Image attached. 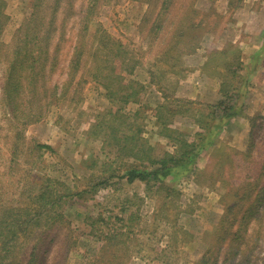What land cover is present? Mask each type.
<instances>
[{"label":"rangeland","instance_id":"374dc122","mask_svg":"<svg viewBox=\"0 0 264 264\" xmlns=\"http://www.w3.org/2000/svg\"><path fill=\"white\" fill-rule=\"evenodd\" d=\"M194 1L196 18H203L206 28L191 46H187L190 38L180 44L183 53L173 57L165 54L163 31L149 33L154 15L145 20L147 3L99 0L90 30H105L136 60L131 73L122 72L125 80L143 85L136 101L122 103L108 97L87 71L76 86L80 70L66 97L53 98L43 118L25 126L23 141L13 145L20 126L5 114L0 99V204L19 210L29 202L33 212L45 200L53 203L35 227L36 232L45 229L47 236L21 238L17 243L16 256L23 264L34 243L41 249L39 258L45 252L43 264L59 259L65 264H94L99 255L104 256L100 263H105L111 250H102L104 222L127 233L124 245L117 249L119 255L126 250L122 264H195L208 249L203 264H264V220L254 246L252 233L259 224L254 215L247 217L245 230L241 226L245 241L235 249V259L223 258L226 234H216L225 202L232 200L229 186L264 162V0ZM84 3L73 0V10L77 12ZM33 4V0H0L4 45L29 18ZM79 17L66 22L60 42L61 59L52 75L59 86L66 79ZM3 67L0 63V85ZM110 87L118 88L114 82ZM230 87L238 88L239 97L231 98L237 114L209 138L196 118L203 124L210 122L209 114L215 110L211 105L226 99L224 91ZM75 88L80 97L69 100ZM170 129L191 137L201 130L204 136L189 173L168 178L159 188L140 181L129 184L120 177L131 166L148 167V158L173 152V142L165 135ZM251 138L252 150L245 156ZM35 142L51 149L34 150ZM135 153L137 157L131 155ZM100 181L105 183L89 191ZM40 192L44 198L38 200ZM54 215H61L60 223L50 221ZM84 217L97 219L95 225H86L91 219ZM237 222L240 215L234 217L232 231Z\"/></svg>","mask_w":264,"mask_h":264},{"label":"trees","instance_id":"16d2710c","mask_svg":"<svg viewBox=\"0 0 264 264\" xmlns=\"http://www.w3.org/2000/svg\"><path fill=\"white\" fill-rule=\"evenodd\" d=\"M137 1L148 4L149 15L146 16L145 20H151V16L154 15L152 16L149 33L152 35L155 32L163 31L165 37L167 36L166 47L164 48L167 56L177 57L179 53H183L184 50L181 49L180 44L190 38L187 41V46H191V41L198 39L206 28L203 18H196L199 12L192 7L194 0ZM33 3V11L29 18L24 21V24L17 29L11 43L4 45L0 41V50L3 51L0 63L5 64L2 69L0 99L6 106L5 114L10 116L16 126H20L12 141L13 145L19 140L23 141L22 134L25 126L38 122L43 118L53 98L66 97L68 86L72 84L75 75L80 70L81 74L74 82L76 86L82 81V72L87 71L89 77L99 81L106 90L108 97L122 103L136 101L143 89L142 84L132 79L125 80V76L122 75V72L131 73L134 63H136V60L132 59L133 56L128 53L124 45L103 29L90 30L92 27L90 21L96 12L99 0H85V3L79 6L80 9L77 12L73 10V0H33ZM75 15L80 16V23L75 33L76 38L72 52L66 64V79L59 86L57 83L52 82V75L61 59L62 45L60 42L64 40L66 22ZM2 17L3 13L0 12V20ZM53 39L56 40L55 43L52 42ZM113 82L118 86L117 89L110 87ZM237 89V87H230V90H225L224 94L227 98L211 105L215 110L209 114L210 117L207 116L210 118V122L203 124L201 118H196L198 128L207 129L204 135L209 138L216 135L222 129V124H226L237 114L235 104L231 102L233 96L239 97ZM69 97V100L78 101L80 96L76 88ZM250 121L253 126L255 119L251 118ZM165 135L171 138L173 142V152H164L160 157L148 158L147 161L150 165L148 167L131 166L124 170L120 177L124 178L129 184L140 181L147 186L155 185L159 188L168 178H176L189 173L196 165L200 146L204 144V136H202L201 130L195 131L192 137L185 132L174 129H170ZM252 146L253 138L249 141L247 151L244 153L245 156L250 154ZM33 149L51 148L47 144L35 142ZM131 155L137 157L138 153ZM10 160L12 161V159ZM263 174L264 162L257 164L254 172L245 175L236 185L229 186L228 195L232 197V200L225 202L224 214L216 229L217 235L226 234L227 241L222 251L225 259H235V255H237L233 254L235 249L245 241V234L244 231L241 233V226L243 225V230H245L247 217L249 218L252 215H254V221L259 224L257 226L258 231L256 229L252 233L255 236L253 239L254 246L259 241L261 223L264 220ZM252 177L253 179L250 180ZM102 182L104 181L94 184L89 191H94L95 186L102 185ZM36 198L38 200L43 199V193L40 192ZM51 202V199L45 200L33 212L30 204H28L29 202L21 206L19 210L18 207L14 208L6 204H0L1 208L3 207L0 208V264H23L21 259L16 256L15 249L19 247L18 241L21 238L25 241L32 238L41 240L47 236L45 229L42 232H36L35 227L41 225L42 218L40 217L46 215V211L52 208L53 203ZM260 203H262L261 207H259ZM237 215H240V222H237L232 231L231 225H233L234 217ZM60 217L61 215L51 216L50 221L60 223ZM84 218L91 219L86 222V225L90 227H93L97 220L91 217ZM104 223L107 231L102 235L103 240H105L102 250H111V252L108 255V261L106 260L102 264H122L124 257L127 255L123 254L126 250L119 255L117 249L124 245L127 233L109 227L107 222ZM70 237H73L72 234ZM218 237H221V235ZM72 245L71 239H69L67 248L70 249ZM247 245L245 243V247H248ZM30 249L24 264H43L45 252L39 258L41 249L36 248V243ZM249 252L250 249H247V253ZM207 253H210L209 249L199 260L195 261V264L206 262L208 260ZM100 256L94 264H101V258L104 256ZM10 257L14 260L6 262L7 258ZM54 258L55 256L53 260ZM50 264L65 263L59 259L56 263L51 262Z\"/></svg>","mask_w":264,"mask_h":264}]
</instances>
